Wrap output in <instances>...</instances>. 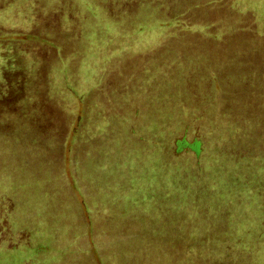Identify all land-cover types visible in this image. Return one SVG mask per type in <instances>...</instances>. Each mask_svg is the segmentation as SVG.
Segmentation results:
<instances>
[{
    "label": "rangeland",
    "instance_id": "374dc122",
    "mask_svg": "<svg viewBox=\"0 0 264 264\" xmlns=\"http://www.w3.org/2000/svg\"><path fill=\"white\" fill-rule=\"evenodd\" d=\"M108 1L107 14L118 23L85 9L59 33L41 23L44 8L39 15L23 11L24 0L0 12V27L28 40L0 46V57H14L25 72L24 100L16 96L7 110L0 105V264H106L103 255L125 264L134 246L168 237L166 220L177 222L179 237L193 236L203 246L186 254L176 249L185 251L183 245L172 246L158 264H257L252 255L217 262L224 250L210 247L235 222L250 228L257 221L264 0H183V10L194 7L176 21L167 6L142 3L124 11V0H117L121 9ZM28 34L51 41L61 54ZM7 35L0 40H12ZM93 163L108 170L105 181ZM241 182L254 192L242 204L212 198L215 189L236 190ZM212 205L252 206V212L232 214L225 206L213 220ZM108 217L141 221L139 235L125 238L133 232L125 226L114 246L105 247ZM148 252L155 253L146 247L141 254ZM150 256L139 261L155 264Z\"/></svg>",
    "mask_w": 264,
    "mask_h": 264
},
{
    "label": "trees",
    "instance_id": "16d2710c",
    "mask_svg": "<svg viewBox=\"0 0 264 264\" xmlns=\"http://www.w3.org/2000/svg\"><path fill=\"white\" fill-rule=\"evenodd\" d=\"M5 1L8 3H5V6L2 8L3 3L1 4V0H0V12H4V11L5 12H11L10 10L12 8L14 9V5L18 6V4H17L18 0H5ZM72 1H74V0H24L23 5L27 6V8L24 7L22 9H23V11H26L28 9V12H30V10H31V14L37 13V15L42 14L45 11L44 16H42V18L40 19L41 23L46 22V23H48V26L51 28H53L52 27V25H53L54 28L57 29L58 33H59V30L64 31V29L66 27L67 28L72 27L71 22L73 21L75 14L77 12H79L80 10L83 11L85 9H86L85 11L91 15H94V14L96 15V13H98V12L100 13L101 11H104V12H106L105 14L109 18V19L107 18L108 21H111V23H113V22L118 23L119 22V20L116 19V14L112 13L111 16L107 14V12H109V10L108 9L106 10V8L104 6H107V4L109 3L108 0H89V1L88 0L87 1L86 0H76L77 1L76 3H78V9H77L78 11H76V9L74 8V4H72ZM113 1L116 2V5L114 4L115 9H121V7L119 8L120 4L118 5L119 1H117V0H113ZM186 2H188V1L186 0ZM142 3H145L144 5L149 6L152 9H155L156 7L162 8V6H167L168 10H170L169 11L170 12L169 18L171 21H176L178 18L179 19L181 17L183 18L184 17L183 15L190 14L189 11H191L192 8L194 7L192 5L185 4V5H187V7L185 10H183L181 8V5H183V0H124V2L122 3L123 4L122 9L124 11H128V10L131 11V10H133V8H138V6H141ZM171 3H173V4H171ZM32 6H33V8H32ZM101 7H104V8H101ZM41 8H44V11ZM18 9H20V8H18ZM45 15H48V16H45ZM71 31H73V30H71ZM2 33L10 34L7 36H8V38L12 39V40H7V41H1L0 40V46H2L4 48L9 46V45L16 44L18 42L28 41L27 39H24L25 36L24 37L20 36V35L18 36L16 33H14V34L7 33V31H5L3 28L0 27V38L3 37ZM76 34H75V38L77 39ZM26 37H29L31 39V41H36V42L42 43V45H45V46H54L53 51H55V54H57V55L61 54V48L52 44L51 41H49L45 38H40L39 36H32L30 34H28V36H26ZM12 55H14V54H12ZM4 56L5 57L3 59H2L3 55L0 57V105L3 106L4 110H7V108L11 107L13 105V103L16 102V101L12 102L13 100H15L14 98L16 96L18 98L17 101L22 100V99L24 100V83H25L24 82V79H25L24 76H25V72L22 68L18 67L19 65L15 62L16 60L14 59V57H11L9 59L8 58L9 56L8 57H6V55H4ZM15 56L19 57L18 55H15ZM14 63H16L18 66H16V64H14ZM12 65H14V66L12 67ZM1 73H3V74H1ZM12 73H16V76L10 75ZM2 84L7 85V87L6 86L4 87V89H6L4 92L1 89ZM20 117H21L20 119H23V120L27 119L26 114L21 113ZM77 117L78 116H76V120H77ZM80 120H82V117H81V119L79 118V120H77L76 123L80 122ZM37 124H40V123L37 122ZM100 141H101V138H100ZM35 143H36V141H35ZM109 147L112 148L111 145ZM88 149H90V147H88ZM88 149L85 148V152L86 151L88 152L89 151ZM99 149L97 150V152L100 151ZM117 149H119L118 143H117L116 151H117ZM109 153H110V151H109ZM77 159L78 160L75 162L76 168H77V165L79 164V161L81 160L80 157ZM92 165L97 166L98 177H101L102 181H105L106 176H105L104 171H108V170L100 167V165H98L97 163H93ZM150 165H152L151 169H153L155 171V167H156L155 164H150ZM261 165H262V168L260 166L261 169H258V166H257V208H256L257 209V221H253L251 224L248 223L251 225L250 228L246 226V223H243L241 221L235 222L236 224L233 223V224H235L234 229L232 231L228 232L227 237L222 238V240H220L214 246L210 247L211 249L213 247H214V249H218V247L220 246L224 250V253H221V252L216 253L217 251H215V250L212 251V252L216 253V255H218V256L223 255L224 259H222V260L218 259L217 262H221V263L229 262V259L232 260V258H234V256H236V255L237 256L252 255V256H254V258H257V264H264V165L262 163H261ZM122 169L123 168L118 169L119 172H122L123 171ZM74 178H76V180L78 181V176L76 174L74 175ZM236 179L238 180V178H236ZM133 180H134L133 181V183H134L135 177L133 178ZM240 184H239L240 187L238 189L226 190L224 193H223V190L215 189V192L212 194L213 195L212 198H215L217 202H220L222 200H224V201H231L232 200L230 203H232L234 201L233 199H236L240 204H242V201L252 198L254 196V192L243 187L242 182ZM221 194H223V195H221ZM197 196L202 197L203 195L201 193H199ZM225 206H226V208H225ZM177 207H179V206H177ZM224 208L231 211L232 214H240V213L244 212L245 210L246 211L248 210V212H250V209L252 212V206H249L247 209H245L244 207H239V210H238L237 206H236V208H234L230 205H223V206L212 205V207L209 210L207 209V213L209 214L211 219L215 220V219H217V217H215L214 215L220 213V209H224ZM190 210H192L191 211L192 213L198 214L197 210H199V208L196 205H194V207H191ZM169 211L170 212H178L180 210L177 208V209H174L173 211H171V210H169ZM213 211H214V213H213ZM238 211H239V213H238ZM219 218H221V217H219ZM202 220H204V219H202ZM104 222H105V224L106 223L109 224V229H108V240H109V242H107L105 244V247H108V248H111L114 246V241H116V238L123 232L125 226L132 225L133 226V232L136 231L134 233L130 232L127 235H125V238L128 237L129 239H130L132 234H133V237H137V235H139V231L135 230V227H136V229H141V226H140L141 221L138 224L136 222L132 223V219H130V218L128 220H123V219L118 218V219H115L113 222H110V218L108 217V218H105ZM176 223L177 222L168 221V220L163 222V228H164V230L168 231L169 235L167 238H165V240H163V238H162L161 244L160 243L157 244L156 242H154L155 240L153 239L154 240L153 241L152 237H150V239L146 241L147 249H153L155 252L154 254H152L151 256H150L149 252H148V255L141 254V252L146 250V247H143L142 244H139L138 247L134 246L135 249H131V251H129L128 257L125 254H123V258L127 257V260H129L128 262H125V264H142V261H139V258L146 257V256L152 257L153 260L156 261L155 264H158L157 259L160 260V262H161L163 260V258L167 255L165 249L172 248V246H175V245H178L181 247L183 245L185 251L179 250V248H176L181 253H184V252H185V254L186 253H192V252L195 253L196 249L198 252V248L200 247V245H202L200 243V241H198L197 243L196 242L194 243L191 240V238L193 236H188V235L187 236L182 235V237H179L177 235L178 225ZM229 223H230V221L227 222V224H229ZM108 224H106V225H108ZM218 224H219V222H218ZM227 224H226V226H227ZM191 225L193 226V228L197 229L198 220L197 221L195 220V223H191ZM116 228H117V231H116ZM188 229H189V231L191 230L189 225H188ZM125 230L129 231V228H127ZM175 231H176V234H175ZM237 231H238V233H240V235L238 236V238H234L233 235ZM190 234H192V233H190ZM175 242H178V244H175ZM192 245H197V248H189ZM160 253L163 255V257L162 258L156 257V255L160 254ZM101 258L106 261V264H111V261L113 260V256L110 257L109 255H103V256H101ZM169 258H171V257L169 256ZM166 259H167V257L165 258V260ZM178 260H181V259H178ZM179 263H180V261L178 262V264Z\"/></svg>",
    "mask_w": 264,
    "mask_h": 264
}]
</instances>
